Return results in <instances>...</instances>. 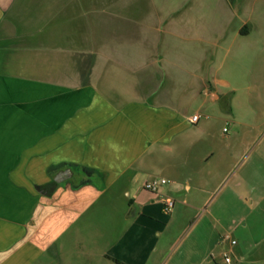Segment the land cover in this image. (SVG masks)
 <instances>
[{"label":"crops","instance_id":"crops-1","mask_svg":"<svg viewBox=\"0 0 264 264\" xmlns=\"http://www.w3.org/2000/svg\"><path fill=\"white\" fill-rule=\"evenodd\" d=\"M129 1L0 0V264H264V0Z\"/></svg>","mask_w":264,"mask_h":264},{"label":"rangeland","instance_id":"rangeland-1","mask_svg":"<svg viewBox=\"0 0 264 264\" xmlns=\"http://www.w3.org/2000/svg\"><path fill=\"white\" fill-rule=\"evenodd\" d=\"M129 2L137 4L142 8L147 7L149 3L152 2L156 3L159 6L179 5L181 9L184 7L188 9L190 7H194V10H192V14L195 15L196 20L200 23L199 25L204 26L203 32L205 34H210L211 36H214V32L217 28L216 24L218 26L219 22L223 23L227 28H229V30L232 28L231 24L227 23L232 20V10H242V12H245L244 18L249 17L252 19L258 18V16L261 14L262 8V0H130ZM184 13V10H181L179 14L183 15ZM233 22L234 26L238 25L240 24V19H234ZM195 29H197V27L194 26L185 31H183L184 29L182 28L181 31L183 32L181 33L188 35L193 34V31ZM208 116L209 115L203 116L202 119L207 120L206 117ZM221 129L222 133L226 135L228 131H231L230 125L226 124L225 122L221 123ZM240 130L245 129L243 126H240ZM259 132H264V122L259 128ZM261 195H264V188L261 191ZM250 226L260 229L263 226V217L255 215L253 218L250 219Z\"/></svg>","mask_w":264,"mask_h":264},{"label":"built area","instance_id":"built-area-1","mask_svg":"<svg viewBox=\"0 0 264 264\" xmlns=\"http://www.w3.org/2000/svg\"><path fill=\"white\" fill-rule=\"evenodd\" d=\"M203 116L201 115H195L193 116L192 118V123L193 124H197L200 122V120L202 119ZM226 131V130H224ZM167 183H169V181H167L166 179H155V180H152L150 182H148L146 185H145V188L149 191H152V192H156L158 191V189L163 186V185H166ZM174 208V202L172 200H166L165 203H164V212L169 214L172 212ZM233 244H236V242L234 241ZM225 261L227 263H230L231 262V259L228 255H225Z\"/></svg>","mask_w":264,"mask_h":264},{"label":"water","instance_id":"water-1","mask_svg":"<svg viewBox=\"0 0 264 264\" xmlns=\"http://www.w3.org/2000/svg\"><path fill=\"white\" fill-rule=\"evenodd\" d=\"M64 180H65V177H64L63 174L60 175V176H58V177L55 179V181H56L57 183H60V182H62V181H64Z\"/></svg>","mask_w":264,"mask_h":264}]
</instances>
